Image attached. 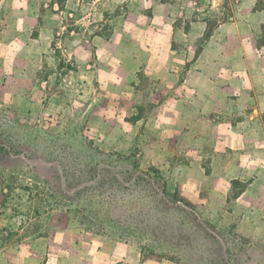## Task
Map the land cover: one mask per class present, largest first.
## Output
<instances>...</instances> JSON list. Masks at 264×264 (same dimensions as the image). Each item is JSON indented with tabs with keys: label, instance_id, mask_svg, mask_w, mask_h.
I'll return each instance as SVG.
<instances>
[{
	"label": "rangeland",
	"instance_id": "1",
	"mask_svg": "<svg viewBox=\"0 0 264 264\" xmlns=\"http://www.w3.org/2000/svg\"><path fill=\"white\" fill-rule=\"evenodd\" d=\"M18 1L0 240L53 239L57 264H264V23L224 28L264 19L256 0Z\"/></svg>",
	"mask_w": 264,
	"mask_h": 264
},
{
	"label": "crops",
	"instance_id": "2",
	"mask_svg": "<svg viewBox=\"0 0 264 264\" xmlns=\"http://www.w3.org/2000/svg\"><path fill=\"white\" fill-rule=\"evenodd\" d=\"M256 5V1L253 6ZM252 10V8H251ZM22 23L20 28L31 29L33 22V4L30 2H19L18 0H0V34L6 38L10 37L12 32V38H16V24ZM248 24L250 27L259 32L264 19L259 18L256 14H237L231 18L230 22L225 24V30H231L241 32L243 24ZM261 31V30H260ZM11 38V37H10ZM10 40L7 45L9 46ZM2 199L0 190V201ZM14 216L7 212H0V231L12 230ZM18 230L20 228H14ZM16 233H14L15 235ZM53 239L42 238L35 242L33 240L27 241L26 239L17 240L9 238L6 241L0 240V264H57L54 259L51 260L46 256H49L48 247ZM41 244L39 248L34 247V244Z\"/></svg>",
	"mask_w": 264,
	"mask_h": 264
},
{
	"label": "trees",
	"instance_id": "3",
	"mask_svg": "<svg viewBox=\"0 0 264 264\" xmlns=\"http://www.w3.org/2000/svg\"><path fill=\"white\" fill-rule=\"evenodd\" d=\"M255 9L264 12V0H256V8ZM262 31H263V34H262V37L260 40V45L264 46V24L262 26Z\"/></svg>",
	"mask_w": 264,
	"mask_h": 264
}]
</instances>
